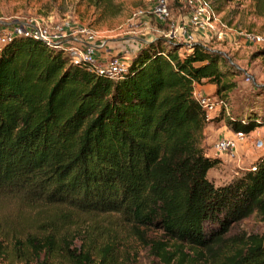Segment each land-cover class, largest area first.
<instances>
[{
    "label": "trees",
    "instance_id": "16d2710c",
    "mask_svg": "<svg viewBox=\"0 0 264 264\" xmlns=\"http://www.w3.org/2000/svg\"><path fill=\"white\" fill-rule=\"evenodd\" d=\"M234 75L221 53L172 38L139 45L118 79L44 41L12 38L0 49V197L63 211L38 231L21 225L22 235L1 226L13 244L0 239V258L94 264V253L60 234L57 220L98 214L158 230L180 252L217 253L235 223L253 212L264 216V155L228 184L215 186L207 176L221 159L202 145L209 120L194 85L214 84L227 101ZM249 110L211 120L247 134L264 123ZM230 246L217 264H264L261 236ZM110 250L99 248L98 264L113 263Z\"/></svg>",
    "mask_w": 264,
    "mask_h": 264
},
{
    "label": "rangeland",
    "instance_id": "374dc122",
    "mask_svg": "<svg viewBox=\"0 0 264 264\" xmlns=\"http://www.w3.org/2000/svg\"><path fill=\"white\" fill-rule=\"evenodd\" d=\"M199 1L209 2L214 14L205 29L190 24V15L195 8L187 0H169L170 19L164 24H160L150 11L153 0H0V30L15 24L49 23L53 26L66 20L70 26L93 29L99 39L106 41L107 49L111 46V50L132 49L140 39L151 36L172 38V41L185 45L189 42L184 34H190L193 37L190 44L201 43L221 53L235 69L231 79L236 86L228 92L227 101L223 98L227 109H218L210 115L202 141L208 156L221 159L220 164L207 174L215 186H220L242 176L264 155V123L244 133V138L237 140L234 151L229 153L217 151L214 144L221 138L232 137L234 132L224 120H211L222 111L223 115L237 116L252 108L249 113L261 115L264 121V53L257 52L263 46L244 42L240 34L243 31L264 33V0ZM139 10L141 13L132 17V13ZM129 48L127 52H130ZM122 54L120 57L129 62L128 55ZM114 56L118 57V54ZM204 89L205 95L220 98L212 86ZM259 138L263 140L262 147L255 146ZM62 211L63 208L57 206L28 207L14 198L0 197V227L15 225L17 235L23 234L21 225H25L24 230L38 231L46 226L48 217H56ZM60 217L57 220L60 234L72 238L77 247L92 251L94 264H98L97 252L105 244H111V264H217L218 255L227 253L230 245L233 246L241 236L258 235L264 243V216L258 212L235 223L224 242L214 248L217 253L185 246L180 252L177 244L165 238L162 232L124 223L116 214ZM0 239L6 246L13 244V239L10 240V236L1 230ZM161 248H165L168 254L163 256ZM0 264L36 263L4 256L0 258ZM63 264L71 263L64 261Z\"/></svg>",
    "mask_w": 264,
    "mask_h": 264
},
{
    "label": "built area",
    "instance_id": "2783aa9c",
    "mask_svg": "<svg viewBox=\"0 0 264 264\" xmlns=\"http://www.w3.org/2000/svg\"><path fill=\"white\" fill-rule=\"evenodd\" d=\"M190 6L195 10L190 15V24L194 27L205 29L211 23L214 14L210 8L209 2H200L199 0H187ZM150 11L154 18L164 24L170 19L169 0H153ZM141 11H134L132 17H136ZM185 31H182L184 34ZM244 42L264 46V33L253 31H243L240 33ZM67 36V37H66ZM72 36L76 42L74 45L64 46L62 38ZM186 41L190 44L192 35H185ZM14 37H26L44 41L53 48L63 49L70 57L73 63H85L90 70L109 79L121 78L126 71L128 62L120 56H111L104 62H99L96 58V52L106 48V41L97 37L96 31L86 26H70L68 21L63 20L60 24L51 25L49 23L39 24H15L0 30V49ZM138 48V47H137ZM136 48V49H137ZM195 99L205 112V118L209 120L210 115L217 112L218 109H227V103L222 98L211 95H202L193 91ZM242 132L232 133V137H224L215 142L214 147L217 151L232 153L235 142L243 139ZM256 147L263 146L261 138L256 139ZM252 169L254 167H251Z\"/></svg>",
    "mask_w": 264,
    "mask_h": 264
},
{
    "label": "crops",
    "instance_id": "0c3cea01",
    "mask_svg": "<svg viewBox=\"0 0 264 264\" xmlns=\"http://www.w3.org/2000/svg\"><path fill=\"white\" fill-rule=\"evenodd\" d=\"M153 37L154 36H151L150 38L140 39L139 40L140 42L138 44H136L135 47H133L132 49H131V47L130 48L128 47L130 52H127L128 51L127 50L128 48L127 49L124 48V49L111 50V46H110V48L107 49V43H106V49L98 50L96 52V54H95L96 55V58H97V60L99 62H104V61H106V59L108 57L114 56L116 54H118V56H121V54L123 53L122 55H124V54L128 55V59L130 60L131 57L135 54L136 48L139 45H141L142 43H144V42L152 39ZM63 43H64V46L76 44L75 40L73 38H71V37H69L67 39H64L63 40ZM129 53H131V54L129 55ZM208 86H212L215 89V85L214 84H209V83H196L194 85V91L198 92L199 94L205 95L206 94V91H204L205 90L204 88L205 87H208Z\"/></svg>",
    "mask_w": 264,
    "mask_h": 264
}]
</instances>
